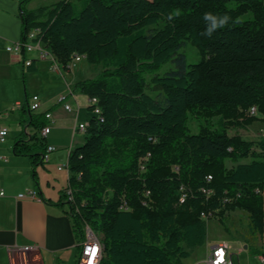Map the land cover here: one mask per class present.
Masks as SVG:
<instances>
[{
	"label": "trees",
	"instance_id": "16d2710c",
	"mask_svg": "<svg viewBox=\"0 0 264 264\" xmlns=\"http://www.w3.org/2000/svg\"><path fill=\"white\" fill-rule=\"evenodd\" d=\"M29 2L20 0L21 39L36 30L62 65L79 55L102 67L73 87L100 107L87 120L84 142L69 150V183L58 202L67 205L78 246L89 226L102 246L99 264H183L206 242L210 217L203 211L222 220L244 209L252 235L263 232L264 136L228 132L242 110L257 105L264 112L263 0ZM207 12L232 18L211 38L201 35ZM187 41L199 49V62H188ZM168 62L173 67L159 73ZM22 109L33 131L15 141L14 153L36 166L45 162L40 130L47 120L26 103ZM200 110L223 117L215 128L190 133L189 113ZM226 159L238 163L228 168ZM181 187L187 198L179 204ZM205 187L214 190L208 199Z\"/></svg>",
	"mask_w": 264,
	"mask_h": 264
},
{
	"label": "crops",
	"instance_id": "0c3cea01",
	"mask_svg": "<svg viewBox=\"0 0 264 264\" xmlns=\"http://www.w3.org/2000/svg\"><path fill=\"white\" fill-rule=\"evenodd\" d=\"M57 1L59 0H30L27 6L28 8H36ZM21 38L22 19L20 16V0H0V79H2L3 82L11 81L15 83L17 90L16 97L18 98L16 104L20 105L17 109L13 107L10 109L8 104H5V106L7 110L19 111L16 115L10 114V120L20 125L24 124L20 119L24 114L22 106L26 103L29 107L28 102L31 97L35 94L38 95L36 92H29V85L27 84L26 78L28 79L39 73V67H41L42 64H48L49 67L52 68V61L50 58H41L38 52L33 51L26 55L27 58L34 61L33 64L37 67L36 71L31 72L28 66L24 64V57L21 54L6 49L9 44ZM70 62H72V60ZM58 64V69L53 68L56 73L58 72L56 77H60L59 74H63L66 69L71 70V65L69 63L64 66L58 61ZM72 64L75 63L72 62ZM35 81L41 82L42 80L38 76ZM75 82L76 81L70 83L69 86L71 87H69V93L72 94L73 98L76 100V97L84 93L75 92L73 90ZM84 95L86 96L85 102L83 104L77 103V107H72L71 111L65 109V104L70 103L64 104V109L66 111L73 112L72 120H74V124L70 125L72 128L71 140L73 141L71 146L77 142L76 135L82 132L78 131L74 133L75 125L86 122L89 119L87 116L85 120L78 121L79 114L82 111L87 114L85 108L89 109V97L87 94ZM66 97L67 95L60 96L57 104L63 102ZM3 100H7L8 102L10 98L8 96L3 97ZM44 103L45 102L41 100V107ZM41 107L33 111L35 113L52 112L51 108L41 110ZM56 121L57 118L54 117L52 123H56ZM0 123L5 125L1 113ZM52 126L51 124V129ZM32 131V127H29L28 132L31 133ZM18 138H21V136L15 138L11 147H9V145L7 146V149H11L13 154H8L6 150L0 149V190L3 189L5 191V196H0V264H75L79 254V246L77 245L78 242L72 220L66 211L67 205L62 206L58 204L61 192H59V194L56 193L55 184L52 186L53 188H50V186H41L39 180L40 172L37 170L40 164L34 166L29 156L17 155L14 153V143ZM257 139L259 138H254L252 140ZM6 141L7 139L4 142H0V144ZM71 146L67 147V152H65L63 156L64 159L60 165L68 161L69 149L72 148ZM56 147L57 150L60 149L58 146ZM52 153H50L47 162L52 160ZM60 165H57V170L62 172L65 168L60 170L58 168ZM33 169L36 171L35 176L33 175ZM28 172H31L33 181L27 177L23 186L19 185L20 180H18V177L20 175L24 176L28 174ZM69 176L70 172L67 170L63 175L59 176L60 178L55 177L60 186L64 185L62 189L68 186ZM27 189L37 191L39 199L29 196H18ZM262 194L264 197V191ZM254 236H258L256 242H244L243 248L248 249L250 247L251 252L257 250L259 252L257 254L259 255L264 252V230L262 233H258ZM29 245H35L37 248L25 250L24 247ZM210 248L211 246L209 247L206 257L211 251Z\"/></svg>",
	"mask_w": 264,
	"mask_h": 264
},
{
	"label": "rangeland",
	"instance_id": "374dc122",
	"mask_svg": "<svg viewBox=\"0 0 264 264\" xmlns=\"http://www.w3.org/2000/svg\"><path fill=\"white\" fill-rule=\"evenodd\" d=\"M264 1V0H263ZM231 6H235L236 2H230ZM187 55L189 63H196L201 60V54L197 46L192 42L187 41L185 47L182 49ZM35 53V52H34ZM69 62L71 70L66 69L65 72L59 74L60 77H56V71L49 67L48 64H42L39 67V73L32 75L33 77L26 78L28 90L30 93H38L41 100L45 102L41 107V110L51 108V111L55 118L56 123H52L51 132L47 135L48 144L58 146L60 149L51 154L52 160L50 162H44L37 167L40 172V183L41 186L53 188L55 184V191L57 194L61 192L63 186L58 184V180L55 177H59L67 172L68 169L60 172L57 170V165L62 164L63 156L67 152V147L72 145L71 135L72 128L71 124H74L72 120L73 112H68L64 109L65 103H70L73 108L77 107V103L83 104L86 100L84 94H80L75 100L72 94L69 93L71 86L70 83L81 79L91 78L96 76L102 67L100 65L90 64L85 57L81 60ZM173 67L172 62L164 64L157 71L164 73L168 69ZM41 78V82H36L37 77ZM150 75L147 74V77ZM32 78V82H31ZM6 82V83H5ZM9 87V88H8ZM17 90L15 83L11 81H4L0 79V113L2 115L3 123L9 128V135L5 143L0 144V149L6 150L8 154H13L11 149H7V146H12L15 138L27 137L29 127L25 124H18L10 120V114L16 115L17 111H11V107L17 109L19 106L16 104L18 98L16 97ZM62 95H67L63 102L57 104L58 98ZM9 97L10 101L3 100V97ZM5 104H8L10 109L7 110ZM87 114L82 111L79 114L78 121H83L85 118L90 117L91 112L85 108ZM8 114V115H7ZM13 117V116H12ZM222 114H207L203 111H190L188 130L190 133L198 132L205 126L215 128L221 119ZM239 123L230 122L228 125V132L230 135L239 134L243 138L252 140L254 138H261L264 135V112L258 107V112L255 115L249 113V108L242 110V114L237 118ZM6 120V121H5ZM85 140V133L80 132L76 135V141L73 146L80 145ZM251 158H243L240 162H249ZM238 162L230 159H226V166L228 168L234 167ZM29 177L32 181L31 172L26 175H20L19 185L23 186L25 179ZM60 178V177H59ZM38 179V178H37ZM258 236L252 235L249 227V216L248 212L244 209L228 210L223 215L222 220L220 216L212 213L207 223V239L206 242L198 246L190 256L182 260L183 264H204V259L207 255L209 247L213 244L226 240L231 245V252L233 253L232 262L233 264H261L259 255L254 251H250L251 248L244 249V242H256Z\"/></svg>",
	"mask_w": 264,
	"mask_h": 264
},
{
	"label": "built area",
	"instance_id": "2783aa9c",
	"mask_svg": "<svg viewBox=\"0 0 264 264\" xmlns=\"http://www.w3.org/2000/svg\"><path fill=\"white\" fill-rule=\"evenodd\" d=\"M36 30L31 31L27 38L25 39H20L17 40L11 44H9L6 49L8 51H13L16 53L21 54L24 57V64L26 66H30L33 64V60L27 58V53H31L33 51H36L39 53V56L41 58H50L52 61V68L57 69L58 64V59L56 55L53 53V51L47 46V43L43 39H37V34ZM84 56H75L72 59V62L79 61L83 58ZM89 97V108L91 114H95L96 116L99 115L100 111H98V98L97 97ZM18 106L20 104H17ZM29 108L36 111L40 109L41 107V99L39 95L35 94L31 97V99L28 102ZM65 109L68 111L72 110V106L70 104H65ZM258 112V106L257 105H252L249 108V113L252 115H255ZM45 118L47 120V123L45 126H43L40 130V135L47 137L51 130V124L54 121V116L52 112L46 111L45 112ZM87 126V121L86 122H81L75 125L74 128V133H77L78 131H84ZM9 135V129L7 126L2 125L0 123V142H4ZM150 140H155L153 138H150ZM72 147V146H71ZM57 150V147L55 145L48 144L46 148V152L43 156V159L45 162L49 160V155L50 153L54 152ZM70 150V149H69ZM150 153L146 156L140 159V164L142 170H145V161L147 160L148 156ZM60 170L61 169H68L69 170V163L68 161L60 165L58 167ZM212 178L211 175L208 176V179L210 180ZM203 192L206 194V198L208 199L211 194L214 193L213 189L210 188H203ZM65 193L67 195V200H72L73 199V194H72V189L67 188L65 190ZM146 195H150V191L146 192ZM240 194H238L239 196ZM0 196H5V191L3 189L0 190ZM19 197H26L29 196L31 198H38V193L35 190L32 189H27L25 192H22L18 195ZM187 198V192L185 191L184 187H181L180 189V196L178 203L182 204L186 201ZM225 201H231L230 198H225ZM144 204L148 205V201H144ZM211 212H205L203 211L201 213V216L203 218H209ZM37 248L35 245H29L25 246V250H33ZM211 251L209 255L205 258L204 264H233L232 262V256L233 253L231 252V245L229 244L228 241H221L216 244L211 245ZM99 250L100 247L96 245V241L93 240V231L89 226H86L85 228V236L83 240L79 242V254L78 258L76 260L75 264H92L95 261H99ZM259 260L261 264H264V252L259 254Z\"/></svg>",
	"mask_w": 264,
	"mask_h": 264
},
{
	"label": "clouds",
	"instance_id": "9594fccd",
	"mask_svg": "<svg viewBox=\"0 0 264 264\" xmlns=\"http://www.w3.org/2000/svg\"><path fill=\"white\" fill-rule=\"evenodd\" d=\"M168 19L172 20L173 16L169 15ZM202 19L205 22L206 28L205 31L201 33V35L206 36L208 38H211L217 30L224 28L232 20V18L226 13L221 15L213 14L211 12L205 13Z\"/></svg>",
	"mask_w": 264,
	"mask_h": 264
},
{
	"label": "bare ground",
	"instance_id": "6f19581e",
	"mask_svg": "<svg viewBox=\"0 0 264 264\" xmlns=\"http://www.w3.org/2000/svg\"><path fill=\"white\" fill-rule=\"evenodd\" d=\"M58 68H59V66H57V69ZM98 111H100V107L99 106H98ZM93 240L96 241V245H98L100 247V250H99V261H95L92 264H99L101 256H102V246H101V243H100V240H99L98 236L94 232H93Z\"/></svg>",
	"mask_w": 264,
	"mask_h": 264
}]
</instances>
